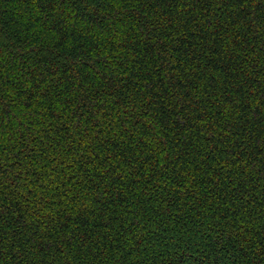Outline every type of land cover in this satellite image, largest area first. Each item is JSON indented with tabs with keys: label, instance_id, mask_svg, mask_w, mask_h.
Listing matches in <instances>:
<instances>
[{
	"label": "trees",
	"instance_id": "trees-1",
	"mask_svg": "<svg viewBox=\"0 0 264 264\" xmlns=\"http://www.w3.org/2000/svg\"><path fill=\"white\" fill-rule=\"evenodd\" d=\"M0 264H264V0H0Z\"/></svg>",
	"mask_w": 264,
	"mask_h": 264
}]
</instances>
